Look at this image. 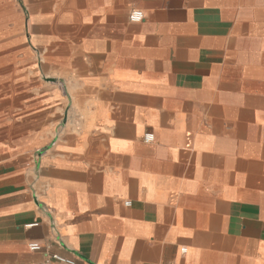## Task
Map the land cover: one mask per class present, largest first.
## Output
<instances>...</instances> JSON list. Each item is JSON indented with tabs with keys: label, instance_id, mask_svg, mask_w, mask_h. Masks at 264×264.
<instances>
[{
	"label": "crops",
	"instance_id": "crops-1",
	"mask_svg": "<svg viewBox=\"0 0 264 264\" xmlns=\"http://www.w3.org/2000/svg\"><path fill=\"white\" fill-rule=\"evenodd\" d=\"M19 2L0 264H264V0Z\"/></svg>",
	"mask_w": 264,
	"mask_h": 264
},
{
	"label": "built area",
	"instance_id": "built-area-1",
	"mask_svg": "<svg viewBox=\"0 0 264 264\" xmlns=\"http://www.w3.org/2000/svg\"><path fill=\"white\" fill-rule=\"evenodd\" d=\"M138 14V15H137ZM143 19V14L140 10H132L129 14V20L131 22H141ZM144 141L145 142H152L153 141V136L151 134H146L144 136ZM126 206L129 205V203H125ZM36 224H31L27 225L26 227H32L35 226ZM30 250L31 251H39L41 248L37 244H31L30 245ZM52 263H61V264H74L73 261L65 259L59 255L53 254V255H46L45 259L43 262L40 263H34V264H52Z\"/></svg>",
	"mask_w": 264,
	"mask_h": 264
},
{
	"label": "rangeland",
	"instance_id": "rangeland-1",
	"mask_svg": "<svg viewBox=\"0 0 264 264\" xmlns=\"http://www.w3.org/2000/svg\"><path fill=\"white\" fill-rule=\"evenodd\" d=\"M18 3H19V5H20V2H19V0H16ZM21 6V5H20ZM22 7V6H21ZM23 8V7H22ZM23 10H25L24 8H23ZM25 13V12H24ZM26 14V13H25ZM25 28H26V23H25ZM28 43V41H27V39L25 38V41H24V45L26 46V44ZM38 58V57H37ZM39 61V60H38ZM45 78V76L41 73V79H44Z\"/></svg>",
	"mask_w": 264,
	"mask_h": 264
},
{
	"label": "clouds",
	"instance_id": "clouds-1",
	"mask_svg": "<svg viewBox=\"0 0 264 264\" xmlns=\"http://www.w3.org/2000/svg\"><path fill=\"white\" fill-rule=\"evenodd\" d=\"M138 15V14H137Z\"/></svg>",
	"mask_w": 264,
	"mask_h": 264
}]
</instances>
